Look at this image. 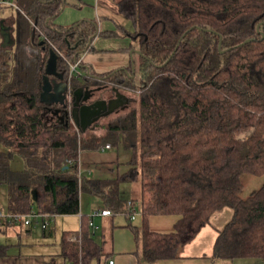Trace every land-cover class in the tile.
I'll return each mask as SVG.
<instances>
[{
	"label": "trees",
	"instance_id": "1",
	"mask_svg": "<svg viewBox=\"0 0 264 264\" xmlns=\"http://www.w3.org/2000/svg\"><path fill=\"white\" fill-rule=\"evenodd\" d=\"M12 1L20 8L13 9L14 45L3 47L0 33V187L8 188V211L77 216L86 193L125 215L144 260L155 264L179 259L216 213L231 209L214 257L264 260V182L242 195L244 175L264 177V0H111L134 27L136 46L123 51L138 55L135 74L132 63L92 73L82 61L90 40L111 33L87 21L57 24L67 0ZM51 52L63 82L131 89L136 106L105 122L99 136L83 132L65 112L55 114L61 106L41 99ZM77 61L79 75L71 68ZM106 145L130 151L133 167L115 179L80 180L81 151ZM16 153L21 171L11 169ZM124 184L139 187L132 203L140 225ZM162 215L178 217L174 232L150 229L149 218ZM81 218L80 241L66 232L61 256L102 264L108 254L89 216Z\"/></svg>",
	"mask_w": 264,
	"mask_h": 264
},
{
	"label": "crops",
	"instance_id": "2",
	"mask_svg": "<svg viewBox=\"0 0 264 264\" xmlns=\"http://www.w3.org/2000/svg\"><path fill=\"white\" fill-rule=\"evenodd\" d=\"M12 10V8H5L2 11L0 30H9V32L13 34L14 13L11 12ZM100 37L102 36L100 35ZM1 42L3 43L2 35ZM123 49H119V51H123ZM90 52L91 51L83 56L82 61L91 69L92 73L103 74L126 68L132 63L131 57L125 55L121 58L111 59L108 54H93ZM103 125L104 124L86 133L99 136L104 132L102 130ZM131 160L132 153L126 151L123 147H112L104 151L100 149L84 150L80 153V170L83 175L87 177L95 179H115L133 167V165L130 164ZM121 192L124 196L128 195L126 198L123 197L127 202H132L134 197L140 194L139 187L133 184H124L121 188ZM95 201L96 207L91 208L90 214L104 207L99 199ZM135 207L137 208L138 205L135 204ZM224 211L222 210L216 213L211 223L201 231L197 238L184 247L179 259L161 260L155 264H264V260L258 258L216 259L214 257V245L219 235V230H221L232 218L228 210ZM81 213L82 203L80 215ZM83 215H81V217ZM119 215L121 214L97 216L94 219V223L98 229L93 237L98 241L97 238L100 236V243H102L103 249L107 242L110 244L109 252L106 253L108 254V259L106 260L104 258L105 260L102 264H108L109 261H114V264H150L144 260L142 248L136 241L133 231L127 226L128 219L126 217L121 218ZM140 216L141 215L137 216L135 220H132L135 225L141 224ZM177 221L178 217L173 215L151 216L149 218L150 229L162 234L174 232ZM25 231L30 232L28 229ZM47 231H49L51 237L55 235L53 227L48 230H43L45 234ZM70 236H68V238ZM51 257L52 254L29 247H19L18 251L15 252H11L8 247H0V264H57V262L52 261ZM66 263L70 264L66 259H63L60 264ZM94 264L98 263L95 262Z\"/></svg>",
	"mask_w": 264,
	"mask_h": 264
},
{
	"label": "rangeland",
	"instance_id": "3",
	"mask_svg": "<svg viewBox=\"0 0 264 264\" xmlns=\"http://www.w3.org/2000/svg\"><path fill=\"white\" fill-rule=\"evenodd\" d=\"M11 12L15 13L13 10ZM55 21L60 26L66 28L72 27L73 25L83 21L95 23L98 25L100 31L110 32L111 36H108L107 38L106 36L97 37L93 43L92 51L90 53L108 54L109 58L111 59L121 58L123 55H125L131 57V61L133 60L134 63L135 60L138 59V55H131L132 51H119V49L126 48L131 43H134V45L136 46V43L129 36V32H133L134 27L133 24L119 12L117 5L111 0H67V5L64 7V10L56 18ZM87 53H85L84 55H86ZM136 97L137 96L135 95L134 99H136ZM135 106L136 105L133 102L129 110L133 109ZM114 117L115 116H112L106 119L104 123ZM0 150H3L2 146H0ZM11 169L14 171H21L24 169V160L17 153L14 154L11 160ZM243 182L244 189L242 195L244 197H247L252 191L261 187L264 182V177H257L246 174L243 176ZM7 195V186H1L0 208L5 209L6 211H8ZM123 197L126 198L128 197V195H123ZM138 197L139 195L135 196L134 199L137 200ZM94 198L95 197L87 195L86 193H82L80 195L82 203L81 215L87 214L88 216H90L91 208L96 207L95 200H97V198ZM224 210H228L232 216L233 212L231 209ZM32 212L37 215L35 217H32L33 224L29 228L15 227L0 231V247H8L11 252L18 251L19 247H29L35 250H42L49 254H52V261L60 264L64 259L61 256V243L63 241V236L65 232H69V234L72 235L80 230L82 223L81 215L56 216L52 218L53 225L51 226V228H54L55 235L51 237L49 235V231H47L46 234L43 232V229L41 227L43 217L41 215H38L35 210H32ZM119 217L125 218V216L123 215H119ZM26 229H28L30 232H26ZM100 239V236H98V242L101 241ZM109 247L110 244L107 242L103 249L104 254L109 252Z\"/></svg>",
	"mask_w": 264,
	"mask_h": 264
},
{
	"label": "water",
	"instance_id": "4",
	"mask_svg": "<svg viewBox=\"0 0 264 264\" xmlns=\"http://www.w3.org/2000/svg\"><path fill=\"white\" fill-rule=\"evenodd\" d=\"M261 25L258 26V31L260 30ZM1 35L3 36V47H12L14 45L13 34L9 32V30L3 29L0 30ZM252 40H247L244 44L250 43ZM92 39L90 43H92ZM139 53V51H135ZM131 55H134V51H132ZM133 59V57H132ZM57 60L58 56L51 52V57L49 59L47 68H46V77L44 78V88L41 99L48 106H64L66 107L70 104L71 100L74 101L72 119L76 126H80L83 132H86L89 128H91L94 123L100 121L102 118L106 117L108 114L115 112L119 107H128L130 103V99L128 96H124L119 94L116 96V107L110 109L108 112L106 111V107L108 102L105 100L97 101L92 103L95 92L89 88H77L71 89L70 83H65L64 77L62 74L57 72ZM133 65V73L135 74V63L132 60ZM114 91H118L117 88ZM71 94V100H69L68 95ZM123 99V100H120ZM55 114H60V110H55ZM64 117H61L63 120ZM81 123V125H80Z\"/></svg>",
	"mask_w": 264,
	"mask_h": 264
},
{
	"label": "built area",
	"instance_id": "5",
	"mask_svg": "<svg viewBox=\"0 0 264 264\" xmlns=\"http://www.w3.org/2000/svg\"><path fill=\"white\" fill-rule=\"evenodd\" d=\"M6 7V8H12L15 10H19L20 8L12 1V0H0V8ZM80 61L75 62L73 65H71L72 72L76 75H79L78 73V67L80 65ZM71 85V84H70ZM69 100H71V94L68 96ZM111 145H106L102 148H100L101 151L111 149ZM69 164H72V161H69ZM83 176L82 171L80 170L79 178L81 180V177ZM128 210L131 212V219L135 220L137 216L141 215L140 211L134 206V204L129 201L127 205ZM37 214L30 212V213H14L10 211H6L3 208H0V231L8 230L10 228L15 227H23V228H29L32 226V217H35ZM40 215V214H38ZM114 215L110 209L107 207H103L100 210L93 211L89 218H90V227L92 228V234L94 235L97 231V226L94 223V219L97 216H112ZM43 217V222L41 224V227L43 230H48L53 225V216L50 215H41ZM68 240L70 242H79L80 241V234L75 233L72 234ZM109 264H114V261H109Z\"/></svg>",
	"mask_w": 264,
	"mask_h": 264
},
{
	"label": "flooded vegetation",
	"instance_id": "6",
	"mask_svg": "<svg viewBox=\"0 0 264 264\" xmlns=\"http://www.w3.org/2000/svg\"><path fill=\"white\" fill-rule=\"evenodd\" d=\"M99 81H97L94 84H88V86H81L83 88H89L91 90H94L95 92V97L92 101V103L97 102V101H102L105 100L108 102V105L106 107V111L104 110L103 112H108L110 109H113L116 107L117 103H116V96L119 94H122L124 96H128V98L130 99V103L128 105V107L124 108V107H119L115 112L108 114L106 117L102 118L100 121L94 123V125L89 128L86 132L88 131H92L95 130L96 128H99L102 124H104V121H106V119L112 117V116H118L124 112H126L127 110H129V108L131 107V104L134 102V96H133V91L131 89H127V88H122V87H116L113 85H108L105 83H98ZM80 88V87H78ZM117 88L118 91H114V89ZM77 89V87L71 85V89ZM69 96V95H68ZM123 100V99H120ZM73 105H74V101L71 100L70 104H68L66 107L61 106V108L59 109L60 112H65L66 117L70 118V120L74 123L71 115L73 112ZM81 125V123H80ZM76 126V125H75ZM81 128L80 126H76Z\"/></svg>",
	"mask_w": 264,
	"mask_h": 264
}]
</instances>
